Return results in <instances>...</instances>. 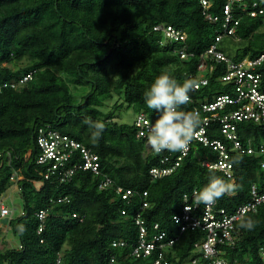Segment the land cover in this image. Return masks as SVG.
Wrapping results in <instances>:
<instances>
[{"label": "trees", "instance_id": "1", "mask_svg": "<svg viewBox=\"0 0 264 264\" xmlns=\"http://www.w3.org/2000/svg\"><path fill=\"white\" fill-rule=\"evenodd\" d=\"M210 1L209 11L219 16L217 22L206 18L203 0H0V84H17L0 91V203L6 204L4 194L14 184L22 200V210L16 213L12 209L8 221L19 244L5 242L1 246L0 264H56L58 257L60 264H109L113 255L118 264H151L159 251L149 258L132 255L140 237L139 213L148 227V237L159 231L155 224L167 233V240L180 235L164 250L167 264H188L195 242L206 231L189 228L180 234L173 217L182 211L184 193L202 190L210 171L231 186V193L217 200V208L234 212L251 198L253 185L264 192V153L260 152L264 123L242 121L238 125L240 139L245 147L255 150L253 153L232 150L218 122L208 128L211 139L228 145L235 172L234 181H230L223 171L203 164L217 161L220 153L201 142H194L174 172L154 178L150 169L164 165L161 157L171 152L154 153L145 139L137 137L134 125L113 121L114 110L123 105L122 97L137 115L146 113L156 120L159 114L147 108L143 94L162 73L179 83L196 82L202 54L223 32V10L229 0ZM234 14L240 18L237 34L244 44L230 53L223 46L225 39L239 40L225 36L218 48L236 61L257 57L264 51V14L252 17L239 8ZM157 25L173 26L185 39L169 38L163 30L154 29ZM181 52L187 56L182 57ZM215 64L213 71L205 72L209 83L189 93L192 102L182 111L190 110L199 100L231 92L233 86L223 84L220 78L226 73V64ZM258 70L264 74V65ZM27 74L32 78L21 83ZM115 96L120 100L106 111L104 107ZM85 119L104 124L95 143ZM46 124L97 154L100 175L81 168L66 181L42 175L46 166L37 162L41 154L37 132ZM83 161L81 152L75 151L66 166ZM105 177L113 184L101 189L99 182ZM118 186L122 193H117ZM129 189L133 194L123 198ZM144 201L148 206L142 208ZM41 209H47L48 214L43 231L38 233L36 213ZM248 218L256 224L251 231L239 227ZM238 228L235 245L222 246L223 257L260 264L264 203L247 213ZM115 240L128 245L114 247Z\"/></svg>", "mask_w": 264, "mask_h": 264}, {"label": "built area", "instance_id": "2", "mask_svg": "<svg viewBox=\"0 0 264 264\" xmlns=\"http://www.w3.org/2000/svg\"><path fill=\"white\" fill-rule=\"evenodd\" d=\"M211 5L210 0H203L204 14L208 20L217 22L220 18L218 15L209 11ZM235 8L247 12L252 17H257L260 14H264V0H229L226 3L223 10V32L218 33L216 43L211 45L201 56L202 58L198 66L201 73L196 80L198 87L195 89L198 90L209 83L210 78L205 72L213 71L216 67L215 62H224L226 64V73L220 78L223 84L232 85V90L231 92L215 95L212 100H199L198 103H194L190 110L186 109L184 111L186 113L197 114L199 117V125L195 129L194 139L189 143L187 150L176 152L175 157H173V153L175 152L162 156L160 162L164 165L150 169V173L154 178H160L174 172L181 165L182 160L189 155L194 142H201L205 146L213 147L214 150L220 153L217 161L206 160L203 164L209 168L223 171L230 181H234V165L229 160L228 145L220 139H211L208 135V128L214 122L220 124V129L227 141L230 142L232 150L241 153H253L255 151L250 145L245 147V144L238 134V125L242 121H253L258 124L264 123V74L258 70L259 67L264 65V51L255 58L246 57L236 61L218 48L219 42L225 36H232L240 40L237 34L240 18L234 14ZM154 29L163 30L172 39H185L184 33L170 25H157ZM181 56L186 57L187 53L181 52ZM208 57L211 62H209ZM1 68L2 66H0V71ZM30 78H32V74H27L20 82L23 83ZM9 85L12 87L17 86L15 82H4L2 85L0 84V91L3 87ZM190 102H192V98H190ZM154 121L146 113H141L137 115L134 122V126L137 129V137L145 139L147 147H149L147 135ZM37 142L41 148V154L37 162L46 166L45 171L42 172V175H45L46 178L54 175L61 181L70 180L79 168L90 170L94 174L100 175L101 169L97 154L90 148H87L82 142L72 138L68 134L60 132L51 124L39 127ZM75 151L81 152L84 159L83 163L76 164L73 167L66 166V163L71 159ZM165 152L167 151L161 152L160 154ZM260 152L264 153V147L260 149ZM262 165L264 166V161ZM12 180L15 181V175L12 177ZM112 184V180L105 177L99 182V188H109ZM123 191L121 186L117 187V193H122ZM194 191L199 190L194 189L191 192L184 193L182 211L173 217L174 222L180 228V234L189 228L196 229L202 227L206 231L204 237L195 242L194 253L190 257L188 264H250L248 262L238 263L229 261L223 257L222 246L235 245L239 232L238 223L247 213L256 211L264 203V192H259L258 187L253 185L251 198L240 205L234 212H228L225 208H217V202L211 206H205L203 204L199 206L195 205L193 203ZM131 194L133 192L129 189L123 193L122 197L128 198ZM147 194L148 192L145 191L144 195ZM63 200L65 198H59V201ZM146 206H148V202L144 201L142 208ZM201 206L202 209L199 214L198 209ZM12 214L13 210L2 201L0 203V217H8L10 219ZM36 214L40 219L38 233H41L45 227L44 222L48 210L41 209ZM73 216L76 217L77 214L74 213ZM141 217V213L137 214L136 223L140 226V237L133 248L132 255L136 258H149L154 252L159 251L151 264H161L165 261V248L172 246L175 240L180 238V235L175 239L167 240V233L160 229L159 224H155L154 228L159 229V231L152 234L151 237H148V227ZM80 220L83 221V218ZM127 245V242L123 240H115L113 242L114 247H126ZM259 253L260 264H264V245L260 248ZM60 263L61 257H58L56 264ZM165 263L167 264L166 261ZM109 264H118L115 255L111 256Z\"/></svg>", "mask_w": 264, "mask_h": 264}, {"label": "clouds", "instance_id": "3", "mask_svg": "<svg viewBox=\"0 0 264 264\" xmlns=\"http://www.w3.org/2000/svg\"><path fill=\"white\" fill-rule=\"evenodd\" d=\"M197 87L198 84L194 80L189 79L179 83L169 74L162 73L144 92L147 108L159 114L147 135V143L154 153L187 150L189 143L194 139L195 129L199 125V117L197 114L182 111V108L190 102L189 93ZM83 122L92 130V142H97L104 131V124L90 119H85ZM230 193L231 186L210 171L207 185L202 190L193 192V203L197 206L200 204L211 206L225 194ZM255 226L256 224L251 218L239 225L241 229L249 231L253 230Z\"/></svg>", "mask_w": 264, "mask_h": 264}, {"label": "rangeland", "instance_id": "4", "mask_svg": "<svg viewBox=\"0 0 264 264\" xmlns=\"http://www.w3.org/2000/svg\"><path fill=\"white\" fill-rule=\"evenodd\" d=\"M243 44H244L243 41H240V40L236 41V40H232L231 38H226L223 46L225 45L226 50L234 54L237 49L243 46ZM116 100H120L119 96H115L112 100H109L107 102V106L104 107V109L106 111L112 109ZM120 103H123V105L119 107L118 109L114 110L113 121L119 125L120 124H125L129 126L134 125L135 119L137 117V111L135 110L134 107H130L126 102H124L123 97L120 100ZM20 193L21 192L19 191V187L16 184H14L4 194V201L11 209H14L16 213H19L22 210V200H21ZM7 225L8 223L5 225L0 223V245L1 246H3V244H5V242L8 241L7 239L13 240L14 238L12 232L8 233ZM16 241H18L17 238H16ZM7 244L10 245L8 242ZM13 244L16 245L15 243Z\"/></svg>", "mask_w": 264, "mask_h": 264}, {"label": "crops", "instance_id": "5", "mask_svg": "<svg viewBox=\"0 0 264 264\" xmlns=\"http://www.w3.org/2000/svg\"><path fill=\"white\" fill-rule=\"evenodd\" d=\"M2 219H3V218L0 217V223H2V224H4V225L7 224V223H3ZM7 226H8V233H10V232H11V231H10V227H9V225H7ZM13 236H14V234H13ZM16 238H17V237L14 236L13 240H11V239H7V240H8L7 242H8L11 246L14 245L13 243H15L16 245H18L19 243H18V241H16ZM7 242H6V243H7ZM0 246H1V245H0Z\"/></svg>", "mask_w": 264, "mask_h": 264}, {"label": "water", "instance_id": "6", "mask_svg": "<svg viewBox=\"0 0 264 264\" xmlns=\"http://www.w3.org/2000/svg\"><path fill=\"white\" fill-rule=\"evenodd\" d=\"M2 221H3V223H8V221H9V218H8V217H6V218H3V219H2Z\"/></svg>", "mask_w": 264, "mask_h": 264}]
</instances>
